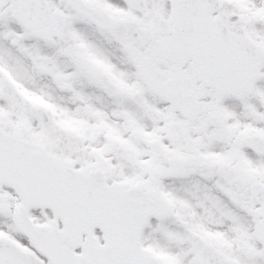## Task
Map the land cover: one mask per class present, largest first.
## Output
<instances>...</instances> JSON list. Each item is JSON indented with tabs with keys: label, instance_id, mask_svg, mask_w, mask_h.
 Segmentation results:
<instances>
[{
	"label": "snow or ice",
	"instance_id": "6c2138e0",
	"mask_svg": "<svg viewBox=\"0 0 264 264\" xmlns=\"http://www.w3.org/2000/svg\"><path fill=\"white\" fill-rule=\"evenodd\" d=\"M0 264H264V0H0Z\"/></svg>",
	"mask_w": 264,
	"mask_h": 264
}]
</instances>
